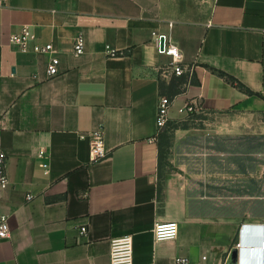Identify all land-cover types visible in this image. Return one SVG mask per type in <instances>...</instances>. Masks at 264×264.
Masks as SVG:
<instances>
[{
    "label": "crops",
    "instance_id": "1",
    "mask_svg": "<svg viewBox=\"0 0 264 264\" xmlns=\"http://www.w3.org/2000/svg\"><path fill=\"white\" fill-rule=\"evenodd\" d=\"M24 27L34 36L26 51L12 42ZM161 35L192 70L170 121H182L191 101L201 112L262 119L264 0H0V138L10 177L0 215L12 230L0 239V264H110L111 241L125 236L135 264L178 256L264 264V215L241 213L230 172L204 164L225 153L193 154L191 164L170 157L171 172L168 155L161 164L158 102L173 77ZM79 36L86 51L75 56ZM48 43L61 62L52 78V55L34 52ZM94 131L109 153L98 161L81 138ZM196 134L178 129L173 139ZM168 221L178 223L177 239L156 241V224Z\"/></svg>",
    "mask_w": 264,
    "mask_h": 264
},
{
    "label": "rangeland",
    "instance_id": "2",
    "mask_svg": "<svg viewBox=\"0 0 264 264\" xmlns=\"http://www.w3.org/2000/svg\"><path fill=\"white\" fill-rule=\"evenodd\" d=\"M233 116L227 118L201 111L185 116L180 123L199 134L184 137L176 144L173 139L165 171L177 170L175 164L169 162L170 157L176 162L191 164L193 154L225 153V161L212 159L204 164L208 163L215 170L230 172L233 196L245 199L240 202L244 205L241 213L250 211L264 215V115L257 121ZM201 138H208L212 144L203 142Z\"/></svg>",
    "mask_w": 264,
    "mask_h": 264
},
{
    "label": "built area",
    "instance_id": "3",
    "mask_svg": "<svg viewBox=\"0 0 264 264\" xmlns=\"http://www.w3.org/2000/svg\"><path fill=\"white\" fill-rule=\"evenodd\" d=\"M165 39L164 49L161 48V38ZM34 36L30 33L29 27H24L23 32L13 38V44L26 51L28 48V42L33 39ZM157 43L159 46V52L172 58L171 71L173 76L181 77L183 75H192L190 67L184 65L183 54L181 50L168 38L166 35L157 37ZM86 51V42L83 36H79L74 41L73 52L75 56H81ZM34 52L39 54L52 55L50 64L48 66L49 77H56L60 74V59L56 55V49L52 43L46 45L35 44ZM111 56H117L118 53L115 50L109 49ZM172 106V100L166 96H161L158 102L157 113V126L159 131H163L170 121V109ZM198 107L195 102H188L180 109V113L185 116L194 115L198 112ZM1 122V116H0ZM1 133V128H0ZM82 139L89 138L91 141V152L94 161L104 159L108 156V150L104 141V134L102 131H94L89 134H81ZM8 154L1 143L0 138V188L10 183V177L8 174ZM34 195L27 196L28 201H33ZM88 232L87 227L80 229V235H85ZM179 234V225L175 221L160 222L157 223L154 229V235L156 241H173L177 239ZM12 235L11 226L9 223V216L0 215V239H8ZM264 248V242H263ZM110 264H135L134 258V239L133 236H125L111 241V261ZM173 264H191L188 257L178 256L173 260ZM206 264V263H202Z\"/></svg>",
    "mask_w": 264,
    "mask_h": 264
},
{
    "label": "trees",
    "instance_id": "4",
    "mask_svg": "<svg viewBox=\"0 0 264 264\" xmlns=\"http://www.w3.org/2000/svg\"><path fill=\"white\" fill-rule=\"evenodd\" d=\"M222 76L227 77V79L233 85H241L237 83L238 81L225 73H220ZM193 82V81H191ZM190 83L189 77L187 75H183L181 77L173 76L168 83L161 82V95L168 97L170 100H174L176 96L183 93L186 86ZM242 86V85H241ZM188 125L181 124L180 122L169 121L164 131L160 133L159 136V146H160V159L161 164H163L165 158L169 154V149L172 146V140L174 137V133L178 129H188ZM162 178V175H161Z\"/></svg>",
    "mask_w": 264,
    "mask_h": 264
},
{
    "label": "water",
    "instance_id": "5",
    "mask_svg": "<svg viewBox=\"0 0 264 264\" xmlns=\"http://www.w3.org/2000/svg\"><path fill=\"white\" fill-rule=\"evenodd\" d=\"M165 46V39L164 37L161 38V48L164 49Z\"/></svg>",
    "mask_w": 264,
    "mask_h": 264
}]
</instances>
